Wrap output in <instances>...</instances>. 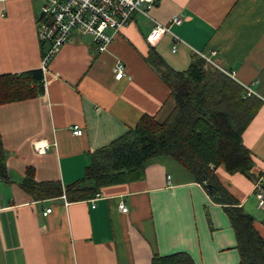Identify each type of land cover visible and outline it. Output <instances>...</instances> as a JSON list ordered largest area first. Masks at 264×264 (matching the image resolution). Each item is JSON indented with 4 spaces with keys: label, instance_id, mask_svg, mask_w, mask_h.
Masks as SVG:
<instances>
[{
    "label": "crops",
    "instance_id": "1",
    "mask_svg": "<svg viewBox=\"0 0 264 264\" xmlns=\"http://www.w3.org/2000/svg\"><path fill=\"white\" fill-rule=\"evenodd\" d=\"M43 5L0 0V76L34 70L42 76L39 90L0 104L8 176L0 179V264H151L155 255L176 252L189 254L195 264H238L224 206L169 155L149 161L141 179L103 186L94 197L67 204L61 195L36 199L21 182L30 173L36 182L73 184L92 153L142 115L159 121L168 116L174 100L147 61L150 48L178 72L205 56L231 74L244 98L259 101L241 134L253 160L250 174L228 173L222 164L213 170L264 238V208L254 194L256 183L264 185V0H156L149 14L181 38L175 52L169 33L147 41L153 22L137 13L105 50L84 35L62 45L46 71L41 61L47 44L37 38ZM174 16L179 24L171 23ZM117 60L126 67L120 80L113 73ZM74 124L82 135L72 134ZM37 141L50 147L37 152ZM121 203L127 212L120 211Z\"/></svg>",
    "mask_w": 264,
    "mask_h": 264
},
{
    "label": "trees",
    "instance_id": "2",
    "mask_svg": "<svg viewBox=\"0 0 264 264\" xmlns=\"http://www.w3.org/2000/svg\"><path fill=\"white\" fill-rule=\"evenodd\" d=\"M147 61L160 73L174 100L164 120L142 115L124 135L95 150L83 177L73 184L62 188L55 181L36 182L29 173L21 185L36 199L63 193L69 201L87 199L103 186L141 179L149 161L169 155L194 175L214 202L224 206L235 232L238 264H264V238L213 170L222 164L228 173L250 174L253 160L241 134L259 101L244 98L242 86L203 58L196 57L178 72L150 48ZM41 78L38 70L1 75L0 104L36 92ZM0 179H8L1 142ZM151 264L195 263L189 254L176 252L155 255Z\"/></svg>",
    "mask_w": 264,
    "mask_h": 264
},
{
    "label": "built area",
    "instance_id": "3",
    "mask_svg": "<svg viewBox=\"0 0 264 264\" xmlns=\"http://www.w3.org/2000/svg\"><path fill=\"white\" fill-rule=\"evenodd\" d=\"M156 0H44L41 8L39 22L37 26V38L47 47L43 50L41 69L46 71L47 66L54 54L65 43L79 39L84 35L90 36L98 50L103 51L112 42L115 35L122 30L132 17L139 13L150 18L153 26L147 34V41L150 44L156 43L160 38L169 33L172 35L173 44L171 50L175 52L181 38L173 34L170 25L162 24L152 18L149 14L150 8ZM181 18L174 16L171 23L179 24ZM212 55L215 52H211ZM207 64L215 65L211 58L202 56ZM125 64L117 60L113 73L116 80H120L125 75ZM231 76L229 72L223 71ZM252 91L247 87V95ZM73 135H82L83 129L79 124H74L71 128ZM50 147L47 142H34L37 152L43 153ZM254 194L258 201V207L264 208V190L260 183L254 185ZM61 197L67 204V198L63 193ZM122 212H127L128 208L124 203L119 205ZM51 212V208H46L42 215L46 216Z\"/></svg>",
    "mask_w": 264,
    "mask_h": 264
}]
</instances>
